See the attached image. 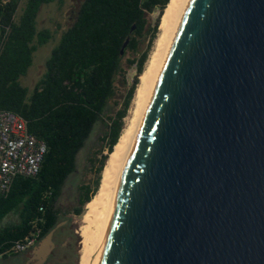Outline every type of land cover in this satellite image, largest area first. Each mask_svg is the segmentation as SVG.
<instances>
[{
	"label": "water",
	"instance_id": "water-1",
	"mask_svg": "<svg viewBox=\"0 0 264 264\" xmlns=\"http://www.w3.org/2000/svg\"><path fill=\"white\" fill-rule=\"evenodd\" d=\"M96 264H264V0H184Z\"/></svg>",
	"mask_w": 264,
	"mask_h": 264
},
{
	"label": "trees",
	"instance_id": "trees-1",
	"mask_svg": "<svg viewBox=\"0 0 264 264\" xmlns=\"http://www.w3.org/2000/svg\"><path fill=\"white\" fill-rule=\"evenodd\" d=\"M61 0H5L0 2V109L25 120L28 133L44 143L38 170L16 175L0 194V258L20 253L10 249L15 240L34 235L40 240L58 221L55 202L66 177L75 169V157L97 122L103 129L99 147L86 160L92 177L77 186L71 213L80 216L97 192L102 170L125 126L147 49L155 38L160 15L169 0H78L66 27L43 62V71L29 89L19 82L31 64L35 49L53 39L54 31L37 26L41 6ZM156 10L151 26L146 14ZM134 25L130 31V26ZM148 33L146 49L137 57L119 105L104 115L115 95L114 77L125 81L122 58L137 51ZM128 37L119 53L120 46ZM117 105V102H114ZM15 219L1 224L7 214ZM29 248V247H28ZM27 248V249H28Z\"/></svg>",
	"mask_w": 264,
	"mask_h": 264
},
{
	"label": "rangeland",
	"instance_id": "rangeland-1",
	"mask_svg": "<svg viewBox=\"0 0 264 264\" xmlns=\"http://www.w3.org/2000/svg\"><path fill=\"white\" fill-rule=\"evenodd\" d=\"M77 2L78 0H61L60 2L54 1L40 7L37 14V26H42L48 28L49 30H53L54 36L52 40L39 45L33 52L30 66L28 67L25 75L19 78V82L22 85L30 89L36 79L42 73L44 68L43 62L48 56L50 48L55 44L59 33L66 27V25L70 21L71 15L76 7ZM155 14L156 10L146 14V26H151L153 24ZM156 31V36H154L155 38L151 40V44L147 49V59L157 37L159 31L158 27ZM149 36L150 35L148 33H144L143 36L140 37L136 52L131 53L129 51H126V53L124 54L122 58V67L123 69H125L124 75L126 73L129 75V73H132L134 70V64L127 67L124 60L126 58L137 57L142 51H144L148 45ZM147 59H145L144 61L145 64ZM125 81L126 83H123L121 81V76L119 73L115 75V95L108 102V106L106 108V111L104 112L105 116L109 115L119 105L126 86L129 83V81H127L126 79ZM114 102H117L118 104L115 105ZM132 106L133 99L130 103L129 109L127 110V115L124 117V122L127 121V118L130 116ZM102 129L103 126L100 121L94 124L83 146L78 150L76 154L74 171L66 177L61 186L60 194L55 202V206L59 209V218L57 221L58 225L52 233L53 243L56 244V247H53L52 254L46 258L43 264H78L79 262V227L81 225L82 215L76 216L72 214L71 209L76 202L77 186L81 182H87L88 180H90L93 175L92 170H90L88 167L86 158L88 155H91L98 149L99 141L97 139V136L100 134ZM14 219L15 216L12 213L7 214L2 218L1 224L11 222ZM25 258V256H8L4 259L0 258V264H23Z\"/></svg>",
	"mask_w": 264,
	"mask_h": 264
},
{
	"label": "bare ground",
	"instance_id": "bare-ground-1",
	"mask_svg": "<svg viewBox=\"0 0 264 264\" xmlns=\"http://www.w3.org/2000/svg\"><path fill=\"white\" fill-rule=\"evenodd\" d=\"M183 4L184 0H169L160 15L159 31L143 71L139 75L131 114L112 152L106 159L97 192L85 204L79 227L78 264L97 263L108 215L119 185L121 169L140 123L157 68L177 25Z\"/></svg>",
	"mask_w": 264,
	"mask_h": 264
},
{
	"label": "built area",
	"instance_id": "built-area-1",
	"mask_svg": "<svg viewBox=\"0 0 264 264\" xmlns=\"http://www.w3.org/2000/svg\"><path fill=\"white\" fill-rule=\"evenodd\" d=\"M131 74L124 75L129 82ZM43 151L44 143L28 133L22 117L0 109V194L8 191L14 176L36 173ZM34 242V235L30 234L21 240H15L10 249L24 251Z\"/></svg>",
	"mask_w": 264,
	"mask_h": 264
},
{
	"label": "flooded vegetation",
	"instance_id": "flooded-vegetation-1",
	"mask_svg": "<svg viewBox=\"0 0 264 264\" xmlns=\"http://www.w3.org/2000/svg\"><path fill=\"white\" fill-rule=\"evenodd\" d=\"M70 18V17H69ZM69 23V22H68ZM53 235V234H52ZM53 236L51 237V240H52V242H53ZM37 243V242H36ZM36 243H34L33 245H31L28 249H25L23 252H21V253H17V254H14V255H12V256H25L26 258H27V256L29 255V252H30V249H31V247H34V245L36 244ZM53 247H56V244L55 243H53ZM62 247H68V246H62ZM52 254V250H51V252H50V254L49 255H51ZM48 255V256H49ZM47 256V257H48ZM46 257V258H47ZM25 258V259H26ZM46 260V259H45ZM25 261V260H24ZM44 262H42L41 264H43Z\"/></svg>",
	"mask_w": 264,
	"mask_h": 264
}]
</instances>
